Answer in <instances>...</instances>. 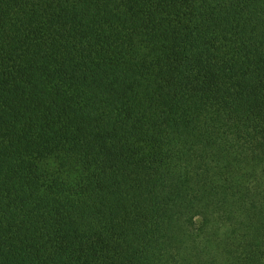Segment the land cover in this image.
<instances>
[{
    "label": "trees",
    "instance_id": "trees-1",
    "mask_svg": "<svg viewBox=\"0 0 264 264\" xmlns=\"http://www.w3.org/2000/svg\"><path fill=\"white\" fill-rule=\"evenodd\" d=\"M0 264H264V0H0Z\"/></svg>",
    "mask_w": 264,
    "mask_h": 264
}]
</instances>
